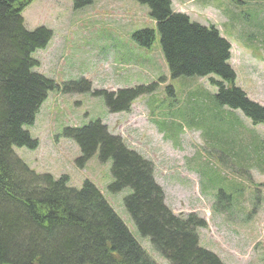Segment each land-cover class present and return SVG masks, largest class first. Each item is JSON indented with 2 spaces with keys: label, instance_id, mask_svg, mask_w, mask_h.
Listing matches in <instances>:
<instances>
[{
  "label": "rangeland",
  "instance_id": "374dc122",
  "mask_svg": "<svg viewBox=\"0 0 264 264\" xmlns=\"http://www.w3.org/2000/svg\"><path fill=\"white\" fill-rule=\"evenodd\" d=\"M32 0L22 11L26 29L52 32L45 48L32 56L35 71L60 87L79 77L74 92L53 90L31 126H24L37 147L12 148L36 173L68 176V185L94 183L135 241L157 264H167L141 237L123 206L130 192L112 194L110 162L96 154L80 161L66 126L99 119L108 133L152 164L153 178L174 213L197 215L200 247L226 264H264V123L240 110L216 107L217 89L209 77H172L148 6L136 0ZM200 25L216 27L230 44L235 85L264 106V0H170ZM151 28L154 41L143 48L132 35ZM138 84V85H137ZM150 86L123 111H107L103 94L124 86ZM83 164V165H82ZM199 173V175H198ZM202 245V246H201Z\"/></svg>",
  "mask_w": 264,
  "mask_h": 264
},
{
  "label": "trees",
  "instance_id": "16d2710c",
  "mask_svg": "<svg viewBox=\"0 0 264 264\" xmlns=\"http://www.w3.org/2000/svg\"><path fill=\"white\" fill-rule=\"evenodd\" d=\"M31 0H0V264H157L140 247L94 184L68 185V176L36 173L13 152L36 148L24 126H31L48 92H74L34 71L32 56L46 47L51 32L28 30L21 17ZM145 4L155 21L160 49L173 77L214 75L216 107L241 110L252 122L264 123V107L235 87L228 65L229 43L213 26H201L170 8L169 0H136ZM89 1L79 2L83 6ZM139 45L153 43L154 31L133 33ZM78 89L89 91V85ZM150 86L124 88L103 94L108 111H125ZM80 149V161L110 162L108 189L130 192L123 206L141 237L167 264H223L214 252L199 246L196 228L202 219L174 215L163 203L164 193L153 180L151 165L107 133L98 121L63 131ZM83 165V164H82Z\"/></svg>",
  "mask_w": 264,
  "mask_h": 264
}]
</instances>
